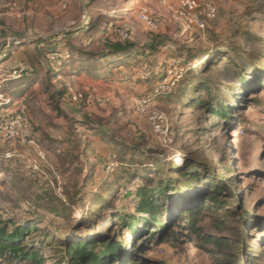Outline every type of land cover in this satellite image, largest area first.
Masks as SVG:
<instances>
[{"label":"rangeland","instance_id":"obj_1","mask_svg":"<svg viewBox=\"0 0 264 264\" xmlns=\"http://www.w3.org/2000/svg\"><path fill=\"white\" fill-rule=\"evenodd\" d=\"M213 2L217 16L206 20L202 32L185 26L184 18H174L175 0H0V43L13 35L54 38L61 53L57 62L41 64L36 51H29L37 74L0 76V102L6 99L29 115L33 134L57 174L45 168L47 179H31L24 162L2 157L10 144L0 133V219L37 226L27 241L39 242L44 264H65L66 243L103 232L126 248L131 244L141 264H234L230 259L236 257L240 264L250 263L248 259L264 264V72L259 71V84L248 91L232 63L221 59L202 73L203 62H197L201 54L220 47L259 56L263 69L264 0ZM141 8L160 21L157 29L148 30L140 22ZM122 25L131 29L127 43L144 56L107 50L108 31ZM167 41L178 46L176 51L162 48ZM148 43H155L156 50L145 52ZM27 47L17 48L18 59ZM2 57L0 65L12 60ZM177 57L196 64L172 92L153 97L152 106L165 113L171 137L163 147L146 119L136 115L134 100L152 94L166 62ZM235 61L241 63L238 56ZM144 62L160 65L161 71L139 79L136 72ZM48 66L53 74L45 72ZM251 78L248 73L246 79ZM198 81H206L213 93L197 91ZM2 87L8 94L1 93ZM68 88H90L108 94L110 102L70 103L61 94ZM211 98L219 105L231 104L227 119L204 105ZM83 119L97 127L86 130ZM190 165L195 175L192 189L185 191L187 180L177 167ZM145 175L153 188L160 179L171 178L181 189V194L168 193L169 211L163 219L171 234L164 239L143 233L132 237L115 219L117 213H135V192L145 185ZM213 183L223 187L220 197L226 208L201 210V234L195 235L186 220L178 219L179 213L208 203ZM227 241L234 242L220 246ZM122 261L123 256L117 264ZM0 264L16 260L5 258Z\"/></svg>","mask_w":264,"mask_h":264},{"label":"trees","instance_id":"obj_2","mask_svg":"<svg viewBox=\"0 0 264 264\" xmlns=\"http://www.w3.org/2000/svg\"><path fill=\"white\" fill-rule=\"evenodd\" d=\"M15 37L17 41L9 42L7 40H4L0 43V57L4 56L1 60H6L7 58L16 59L18 50L17 48L19 46H28L26 49H22L23 51H21L24 52L25 55L21 56L19 59L24 61L26 68L19 74V77L27 74H37L35 73L36 70L33 66V63L28 60L30 54L29 51H36V53L38 54L37 56H35L36 60H38V62H40L41 64L43 60L47 64H51L53 60L52 57H54L55 62H57V59L61 57V53H59L60 49L58 48V42H55L54 38L46 39L43 37H33L32 39H26L18 35H15ZM107 37L111 41V43L107 46V50L111 52L112 55L123 54L125 56L130 55V57L135 55L134 58H138V56H144L145 54L142 51H134L136 45L127 43L129 39L126 41H115L111 38L109 31L107 33ZM168 42L172 41H167L166 43ZM165 44L162 48H164ZM146 47L147 49L145 50V52H153L157 48L155 43H148ZM176 47L178 46L176 45ZM219 48L220 47H214L210 51L201 54L200 58L197 59V62H203L201 69L202 73H206L212 66L216 65L217 62L222 59L227 63L233 64L241 81V84L245 89H247L248 91L252 90L253 87H256L259 84L258 73L259 71L264 72V68L262 69V67H258V64L260 62L259 56L253 57V53L245 52V50L236 53L237 51H235V49L222 50ZM236 56H238L241 63L235 61ZM130 57L126 58V61L129 64L132 63V59H130ZM30 59L32 58L30 57ZM118 62L122 61L119 60ZM145 62L144 64L147 63ZM122 63L126 62L123 61ZM148 66L150 70V77V75L154 73V70L153 67H151L150 65ZM44 70L47 73L48 71H50V73L53 74L49 66ZM248 73L252 74V78L250 80L246 79ZM5 88L6 87H2V94L4 92L8 94V92L5 91ZM195 89H197V91L204 90L209 95L213 93L211 91L210 85L207 84L206 81H198L195 84ZM66 92H64L63 94V92L61 93L58 90L56 93H61L63 99L67 100ZM214 102L215 99L211 98L205 101L204 105L208 106L211 114L222 119H227L229 117V111L231 110V104L227 103L226 105H219ZM0 104V121L9 118L14 113H16L9 110V108L17 109L18 111H20L18 109V105L7 104L6 99L2 100ZM3 109L4 111H2ZM27 116L29 117L28 114ZM82 124L86 130H93V126L97 127V125H94L84 119L82 120ZM114 155L117 157L116 154ZM194 169L195 167L191 165L189 167L183 168L177 167V172L187 180L184 184H182L184 188L183 190L185 191L192 189L191 178H194ZM180 190L179 187L175 185V181L171 178H166L165 180L160 179L157 182L156 187L153 188L151 187V179H149V177L145 175V185L137 188L135 192L137 196V201L135 203V213H117L115 215L117 225L125 228L132 237L135 234L139 233L148 235L151 239L155 238L156 236L168 237L171 234V231L167 226V223L164 222L163 219V217L166 215V212L169 211L167 200L171 196L168 193L171 191L172 194H181ZM211 190V193H209L207 197L208 203L199 205L196 208H184L179 213L178 219L186 220V226L195 235L201 234V228L197 225L199 222V215L201 210L207 207L211 209L216 208L218 210L226 208V201H222L220 197L224 190L223 187L216 183H213ZM37 230L39 229H37V226L34 223H19L11 218L0 219V261L8 258L16 260V264H20L23 262H31L32 264H44L39 249V242H36L35 240L27 241V238L31 237V235L36 233ZM164 238L162 237V239ZM213 239V242H219L215 240V238ZM62 241L66 242V240L63 239ZM233 242L234 241H227L220 242L219 244L221 247H230V243L233 244ZM62 253V260L65 262V264H117L121 256H123L122 264H141L138 263L136 261V258L134 257V250L131 244L128 246V248H126L123 242H120V240L111 239L105 232L101 233L100 236L96 238H86L76 242H68L64 245ZM245 253L246 255H248V257H250V253L248 252V250ZM222 260L227 262V259ZM230 261L236 262L234 264H240L238 257L231 258ZM248 261L250 262L248 264H255V261L253 259H248Z\"/></svg>","mask_w":264,"mask_h":264},{"label":"built area","instance_id":"obj_3","mask_svg":"<svg viewBox=\"0 0 264 264\" xmlns=\"http://www.w3.org/2000/svg\"><path fill=\"white\" fill-rule=\"evenodd\" d=\"M177 8L174 18H184L185 26H194L198 31L206 29V20L214 19L217 16V7L213 0H175ZM140 22L148 30H155L159 27L160 21L154 19L146 8H141L138 12ZM111 38L115 41H126L130 39L131 29L127 25L112 27L109 30ZM7 41H17L15 35L8 37ZM164 49L167 52L176 51L177 47L174 42L165 44ZM12 59V58H10ZM54 60L55 58L52 57ZM184 57L170 58L162 73V77L152 87V94H145L135 98V113L138 117L146 119L154 138L161 144L168 145L171 140L167 118L164 112L152 106L153 97L156 95H166L172 92V89L179 82L190 66V63L183 62ZM183 62L184 64H182ZM26 65L24 61L16 58L11 61H5L0 65V76H17ZM154 73L160 71V65L153 68ZM150 74L149 66L142 65L136 72L141 80L148 79ZM66 98L70 103L77 104L80 102L98 104H108L110 97L108 94H100L93 89L85 88L84 90L67 89ZM0 133L10 146L2 155L7 160H17L24 162L27 175L34 180L47 179L45 168L53 171V166L48 159L46 150L38 143L35 138L30 119L27 114L20 110L9 118L0 121ZM16 144V145H15ZM114 158V157H113ZM113 163H110L111 165ZM55 176L57 174L53 171ZM51 184L52 181H49Z\"/></svg>","mask_w":264,"mask_h":264},{"label":"water","instance_id":"obj_4","mask_svg":"<svg viewBox=\"0 0 264 264\" xmlns=\"http://www.w3.org/2000/svg\"><path fill=\"white\" fill-rule=\"evenodd\" d=\"M161 144V143H160ZM163 147H164V145L163 144H161Z\"/></svg>","mask_w":264,"mask_h":264},{"label":"crops","instance_id":"obj_5","mask_svg":"<svg viewBox=\"0 0 264 264\" xmlns=\"http://www.w3.org/2000/svg\"><path fill=\"white\" fill-rule=\"evenodd\" d=\"M2 111H4V109Z\"/></svg>","mask_w":264,"mask_h":264}]
</instances>
